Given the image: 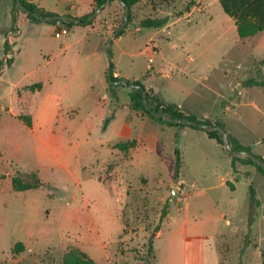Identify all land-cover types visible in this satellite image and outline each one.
Segmentation results:
<instances>
[{"label":"rangeland","instance_id":"obj_1","mask_svg":"<svg viewBox=\"0 0 264 264\" xmlns=\"http://www.w3.org/2000/svg\"><path fill=\"white\" fill-rule=\"evenodd\" d=\"M148 17L167 23L140 27ZM124 18L114 0L92 25H35L16 0H0V264H62L70 250L98 264H171L186 228L205 264L215 250L221 264H264V174L253 164L235 171L226 145L204 130L130 107L140 80L264 156V86L248 85L264 80V31L240 36L219 0H143L111 43L112 74L124 80L112 87L107 46ZM55 27L70 32L53 39ZM65 40L72 46L60 54ZM19 170L43 185L15 190Z\"/></svg>","mask_w":264,"mask_h":264},{"label":"trees","instance_id":"obj_2","mask_svg":"<svg viewBox=\"0 0 264 264\" xmlns=\"http://www.w3.org/2000/svg\"><path fill=\"white\" fill-rule=\"evenodd\" d=\"M107 0H94V9L84 15L75 17L78 21H73V25H92L94 19L92 18L98 9ZM114 0H111L112 2ZM120 4L125 9V6L118 0ZM127 6L130 8V15L128 20H131L132 8L141 2L142 0H123ZM222 4L224 11L233 17L239 25V34L242 37H247L255 35L264 31V0H219ZM17 3V0H16ZM23 5L26 10L21 9L23 13L26 14V18L32 20L35 23H41L43 20L37 18L34 13L37 12L43 17L58 15L57 13L47 11L44 8L38 6L36 3L29 0H22ZM20 16L13 17V26L11 30H20L19 20ZM50 22H58L57 19L51 20ZM167 23L165 18L148 17L140 20V27H163ZM72 25V26H73ZM70 28L69 26L67 27ZM125 29H121L118 35H122ZM20 36H17L18 38ZM11 39L7 36L3 53L6 55L11 50L12 46ZM3 64V63H1ZM10 65V62L8 63ZM1 69V67H0ZM112 79L121 80V78H114L112 74ZM112 87L116 84L109 80ZM131 92H130V107L135 110H143L149 117L160 121L167 122L171 125H179L182 127L190 126L195 129L204 130L209 138L215 140L217 143L226 145L227 142L231 145V151L228 149L230 156L232 157V168L238 171L237 165L240 164H253L264 174V156L255 153L251 146L244 145L241 141L234 135L227 132V137H225L223 130L225 127L220 121H213L208 117L199 116L195 113L187 111L181 105L176 102L166 100L161 98L153 88H147L144 83L140 80H135ZM248 85L264 86V80L249 79ZM36 87H41V83L32 84L29 86L31 89ZM144 92H146L147 102L149 107L146 105ZM155 112L161 113L162 115H156ZM164 116L170 117V119ZM108 122V119L106 120ZM30 124V121L28 122ZM214 126L215 128H211ZM133 145V144H131ZM129 145L127 143L119 144L121 149H126ZM43 185V181L37 172L26 173L21 170L17 171L12 177V186L17 191H25L30 189L39 188ZM232 185V183H231ZM234 188V187H233ZM250 198L254 207L259 205V200L257 199L253 189L251 188ZM166 216V209L162 213V219ZM160 228L157 229V231ZM24 250V244L18 242L15 245V251L20 252ZM154 250L153 243L149 245V253ZM62 264H98L94 259L77 252L76 250H70L66 252L63 256ZM150 264V263H148Z\"/></svg>","mask_w":264,"mask_h":264},{"label":"crops","instance_id":"obj_3","mask_svg":"<svg viewBox=\"0 0 264 264\" xmlns=\"http://www.w3.org/2000/svg\"><path fill=\"white\" fill-rule=\"evenodd\" d=\"M81 1L82 0H68L60 9H52V8H44V7H42V8H44L47 11L57 13L58 15H64V16L67 15V16H72V17H79V16H84V15L90 13L95 7L94 0H89L88 6L84 9V11H81V7H82ZM141 2H139L138 4H140ZM34 3H36V0L34 1ZM138 4H136V5H138ZM134 7H133V9H134ZM38 24H41V23H36L35 25H38ZM74 26L75 25H73V27ZM69 32H70V30H67V33H59L55 27L54 29H51V32L49 33V37H51L53 39H58L64 35L69 34ZM60 46L62 48L60 50V54L61 53L65 54L71 48L72 42L65 40L64 42L60 43ZM188 232H189V230L186 228L185 232L183 233L184 243H183V246L181 247V250L179 249L180 250L179 251V257L171 259L170 260L171 264H205V261L203 259H201L202 256L204 255L203 248H201L198 243H192L191 244L189 242L190 236H189ZM155 235L158 237L161 236L162 230L159 229ZM153 247H154V244H153ZM156 262H157V260H156ZM215 264H221L220 256L216 250H215Z\"/></svg>","mask_w":264,"mask_h":264},{"label":"water","instance_id":"obj_4","mask_svg":"<svg viewBox=\"0 0 264 264\" xmlns=\"http://www.w3.org/2000/svg\"><path fill=\"white\" fill-rule=\"evenodd\" d=\"M110 1H111V0H107V1H106V2H105V3H104V4L98 9V11H97L95 14H93L92 18H93V17H94L99 11H101L105 5L109 4ZM120 1H121V3L125 6V18H124L125 20H124V22L121 24V26L115 31L114 35L109 39V41H108V46H107V51H108V56H109V66H108L107 75H108V79H109L112 83H114V84H117V83H124V80H123V79H121V80H114V79H112V65H113V64H112V54H111L110 47H111V43H112L114 37L117 36V35L119 34L120 30L125 26V24L127 23V19H128L129 15H130V8H129V6H127L126 3H125L123 0H120ZM17 4H18V6H19L21 9L26 10V7L23 5L22 0H17ZM34 15H35L37 18H39V19H41V20H43V21H51V20L57 19L58 22H62V23L66 24V25L69 26V27H71V26L73 25V23H72L73 21H78L75 17L67 16V15H65V16H64V15H51V16L43 17V16H41L40 14H38L37 12H35ZM130 86L132 87L133 84H130ZM144 98H145L146 105L149 107V104H148V102H147L146 92H144ZM155 114H156V115H159V116L162 115L161 113H157V112H155ZM164 117L167 118V119H170V117H168V116H164ZM211 128H215V127H214V126H211ZM223 132H224L225 137H227V132H226L225 130H223ZM226 147L231 151V145H230L229 142L226 143ZM175 192H176V190L174 189V190H173V195L175 194Z\"/></svg>","mask_w":264,"mask_h":264}]
</instances>
